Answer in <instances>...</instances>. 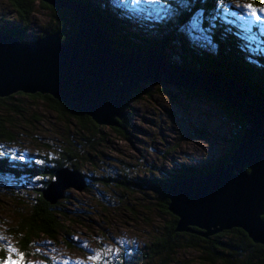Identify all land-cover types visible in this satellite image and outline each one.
<instances>
[{
    "label": "trees",
    "instance_id": "obj_1",
    "mask_svg": "<svg viewBox=\"0 0 264 264\" xmlns=\"http://www.w3.org/2000/svg\"><path fill=\"white\" fill-rule=\"evenodd\" d=\"M37 1L8 0L16 12L19 23L1 28L25 42H32L41 36L56 32L61 34L64 41L71 39L77 30L76 13L68 8L58 10L43 1H38V6L49 11V21L39 36L33 40L28 39ZM72 1L86 6L97 16L101 27L110 33L115 46L121 51L144 52L155 49L159 53H164L173 64L184 65L199 71L210 70L222 73L228 78L240 80L249 85L264 97V33L260 29L261 22L257 21V25L250 26V31H245L241 26V20L226 14L231 10V5L228 4L232 0H224L223 5L219 0H191L189 7L183 10L185 22L188 18L201 14V28L211 41H208L209 45L206 48L194 43L183 31L184 24L178 23L175 19L160 20L156 23L157 25L155 24L156 26L151 27L152 29L144 26L141 27L142 30H138L137 28L140 27L133 24L131 18L128 20L122 18L123 10L109 3L108 0ZM252 2L261 6L259 0H252ZM133 19L136 21L137 18ZM0 25L3 24L0 23ZM152 31L154 33H151ZM174 54L178 57L177 60L173 57ZM139 93H145L144 88H136L132 91L129 101L139 97ZM209 98L215 100L211 96ZM27 102L30 103V107H35L38 102L45 104L63 124L65 135H61V141L56 147L46 145L48 153L43 157L30 159L26 164L13 163L8 155L0 157V181L13 178L18 186H22L21 179L32 181L38 178V183L41 184L29 207H23V210L28 211L19 213V222L13 228L19 251L26 254L30 252L32 242L40 236L52 239L60 237V234L66 230L65 224L70 220L68 211L63 206L64 202L69 201V195L52 204L43 194V190L54 179L56 171L69 167L81 172V164L92 163L94 151L98 145L100 146L99 142L105 139L103 132L105 127L97 124L87 114L79 113L48 94L18 92L6 97L0 96V149L3 151L4 145L10 146L8 144L15 141L16 126L38 128L37 122L41 121V117H38L40 112L28 107ZM218 105L220 119L228 126L230 149L219 156L217 161L204 166L184 165L177 173L166 179L155 176L151 172L146 177H129L128 173L122 171L117 172L115 176L108 173L97 177L99 181L111 184V188H117L121 196L138 194L146 198L150 191H154L159 196L157 205L169 220L157 226L153 241L146 245L147 255L144 254L150 257L149 264H152L156 257L161 258V264H174L173 256L180 250L197 251L203 264H264V243L254 242L242 228L226 230L208 238L198 233L177 232L178 217L168 209L170 200L164 193L165 188L180 178L210 173L226 164L238 146L243 131L248 125L247 121L230 104L220 102ZM118 122L119 126L110 129L118 136L130 140L132 134L128 115L125 114ZM18 197L24 199L20 195ZM123 200L122 197L117 198L118 202ZM27 204L24 206L27 207ZM122 262L127 264V258L122 259Z\"/></svg>",
    "mask_w": 264,
    "mask_h": 264
},
{
    "label": "rangeland",
    "instance_id": "obj_2",
    "mask_svg": "<svg viewBox=\"0 0 264 264\" xmlns=\"http://www.w3.org/2000/svg\"><path fill=\"white\" fill-rule=\"evenodd\" d=\"M38 1L28 34V39L32 40L43 32L49 21V11L38 6ZM108 2L118 7L116 0ZM228 5H231V10L227 12L236 18L242 17L239 21H251L248 27L260 21V29L264 33V13H259L261 19L256 20L243 9L236 8L233 2ZM122 14L124 19L131 18L132 23L140 27L138 30L144 26L154 27L160 21L143 15L129 16L124 10ZM17 22L16 12L8 0H0V23L3 24L0 27ZM199 32L196 44L206 48L209 39L201 24ZM175 58L177 60L178 57ZM142 83L145 93H139V97L130 101L128 99L129 103L127 101L124 108L130 120L131 139L126 140L115 134L111 127L103 125L105 139L94 151L92 163L83 162L80 167L81 172L88 176L87 188L65 191L69 201L63 206L70 216L65 224L66 230L57 239L40 236L34 240L30 252L24 253L27 264H123L124 258H127V264H149L150 257L145 256L146 245L153 241L157 226L169 220L157 205L159 196L154 191H150L146 198L138 194L121 196L117 188H111V184H105L97 177L108 173L115 176L122 171L129 177H146L151 172L166 179L184 165L195 167L215 162L230 149L228 126L220 119L216 101L172 84H158L152 80ZM27 105L31 106L28 102ZM30 108L40 112L38 128L16 126L15 141L3 147L5 154L16 164L43 157L48 153L46 145L56 147L61 135H65L63 124L45 104L38 102ZM21 182L22 186H18L13 178L0 181V237L6 238L0 240V258L8 255L3 250L7 245L19 251L13 228L19 222V213L28 211L23 207H29L41 185L38 178L32 181L21 179ZM116 197L125 201L118 202ZM61 200L63 198L58 201ZM109 249L110 252L107 251ZM97 253H100L99 259H90ZM173 258L174 264H203L199 253L194 250H180ZM161 263V258L156 257L152 264Z\"/></svg>",
    "mask_w": 264,
    "mask_h": 264
},
{
    "label": "water",
    "instance_id": "obj_3",
    "mask_svg": "<svg viewBox=\"0 0 264 264\" xmlns=\"http://www.w3.org/2000/svg\"><path fill=\"white\" fill-rule=\"evenodd\" d=\"M73 10L78 22L64 41L51 33L25 42L0 27V96L48 94L97 124L119 126L130 93L144 80L202 92L239 111L247 127L229 161L210 173L180 178L164 189L177 232L210 237L242 228L264 243V97L240 80L171 63L155 49L125 52L86 6L72 0H39ZM214 100V101H215ZM87 176L63 167L43 190L55 204L70 188L83 191Z\"/></svg>",
    "mask_w": 264,
    "mask_h": 264
},
{
    "label": "snow or ice",
    "instance_id": "obj_4",
    "mask_svg": "<svg viewBox=\"0 0 264 264\" xmlns=\"http://www.w3.org/2000/svg\"><path fill=\"white\" fill-rule=\"evenodd\" d=\"M191 0H116L119 8L123 9L125 14L129 16L133 15H143L145 18H150L154 20H170L175 19L178 23L184 24V29L189 38L195 43L198 41L200 36V15L197 14L194 17H190L185 22V17L183 10L189 7ZM220 4H224V0H219ZM236 8L243 9L247 15L255 17L256 20H260L261 16L259 13H264V0H259L261 6H257L252 2V0H232ZM227 15H234L233 13H226ZM237 19H242V17L237 16ZM251 21H246L242 23V27L245 31H250L248 25ZM206 31V30H205ZM211 42V41H209ZM5 152L0 149V157H5ZM22 160L23 157H20ZM6 239L0 237V240ZM8 253L6 257L0 258V264H27L24 259V253L18 251L11 245H7L3 249ZM107 251H111L110 249ZM100 253H97L94 257L90 259H99ZM68 264V262H66ZM80 264V262H77Z\"/></svg>",
    "mask_w": 264,
    "mask_h": 264
}]
</instances>
